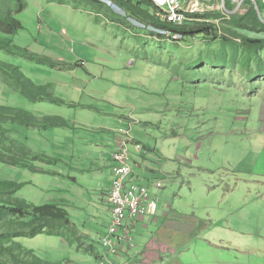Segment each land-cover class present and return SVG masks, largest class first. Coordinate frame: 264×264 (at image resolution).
Instances as JSON below:
<instances>
[{
  "label": "rangeland",
  "instance_id": "rangeland-1",
  "mask_svg": "<svg viewBox=\"0 0 264 264\" xmlns=\"http://www.w3.org/2000/svg\"><path fill=\"white\" fill-rule=\"evenodd\" d=\"M62 1L67 5H61ZM189 1L193 9L200 10L194 14H204V10L221 12L223 18L214 19L215 24L220 25L218 34H224L221 20H230L232 14H245L252 8L256 11L257 21L264 25L261 0H232L235 2L232 11L227 9L225 0H200L203 4L198 3L199 0ZM24 4L25 9L18 19L25 29L14 37L16 45L75 67L71 70L52 68L34 59L2 53L0 58L20 66L37 85H50V94L63 100L64 104L49 100L32 104L1 75L0 103L30 110L38 116H65L71 126L77 120L79 129L75 124L76 131L50 130L41 139L38 130L11 125L12 137L22 140L36 152L41 149L57 159L56 163H44L50 170L53 166L58 174L40 175L44 168L37 174L26 168L0 167V177L30 183L18 196L36 205L59 203L63 206L62 203L68 201L64 206L71 215L72 228L77 229L79 243L74 244L69 232L56 237L48 235V231L37 238L17 241L51 263L98 264L99 260H95L97 252L116 255L122 242L126 250H132L142 238H152L151 232L156 231V226H151L149 231L142 230L134 237V226L139 220L135 219L112 234L116 237L121 232L115 249L114 245L104 243L110 236L107 230L109 232L115 224L110 191L120 177V164L114 158L121 145L120 140L101 142L106 133V124L102 123L107 122L110 126L114 122L110 115L125 117L128 114L127 123L116 120L132 139L121 166L130 169L128 184L149 189L148 203L157 205L158 215L165 212L160 203L164 196L153 194L151 186L164 191L173 183L131 178L137 165L141 169L150 165L164 175H180L181 181L192 180L193 187L183 189L185 192L177 197L175 208H179V201L185 199L186 212L193 209L200 220L207 221L205 210L208 205H213L214 211L227 203L246 205L234 207L232 219L237 222L234 229L226 223L218 224L214 229L210 228V222L193 226L189 239L192 237L195 244L187 243L185 250L192 251L200 264H214L213 256L223 249L235 250L228 255L234 254L232 258L238 262L249 259L248 264H263L264 78L252 81L255 76H249V72L255 70L257 59L250 57L252 60L248 61L249 54L238 47L241 39H235V46L228 45L223 49L221 43L202 38L192 40L191 44L145 38L136 33L140 30L133 31L132 24L109 21L96 14L95 9L99 7L94 8V4L81 0H24ZM162 9L163 15H168L170 10ZM181 21L188 22V19L181 17ZM239 34L251 36L247 32ZM259 54L264 59V49ZM75 80L82 88L79 93L74 90ZM102 91L106 94L101 95ZM138 120L147 124L139 125ZM132 123L131 130L128 125ZM119 129L114 132L116 135ZM60 140L65 141V150L57 145ZM82 141L99 144L103 150L98 153L95 147L81 145ZM142 143L148 150L150 147V156H154L156 162L162 161L160 164L137 158V153H143ZM110 158L114 165L113 177L105 170L103 176L97 178L92 170L95 160H101L103 166L104 162L110 164ZM138 172L141 174L142 170ZM155 178L161 179V175H155ZM109 184V191L104 196L108 198L110 219L97 207L86 206L83 210L81 200L92 199L98 204V194L94 195V192ZM176 193L173 191L171 197ZM116 203L121 202L117 200ZM249 209L255 211L252 217L248 215ZM154 216L156 214L149 219ZM128 238L133 241H127ZM236 248H250L254 255ZM137 252L132 251V254ZM112 257L109 263L115 264ZM178 258L185 263L184 257Z\"/></svg>",
  "mask_w": 264,
  "mask_h": 264
},
{
  "label": "trees",
  "instance_id": "trees-1",
  "mask_svg": "<svg viewBox=\"0 0 264 264\" xmlns=\"http://www.w3.org/2000/svg\"><path fill=\"white\" fill-rule=\"evenodd\" d=\"M81 1L94 4V8L96 6L99 7L95 9L96 14L105 16L109 21L116 20L125 25L132 24L133 31L134 29L140 30L135 32L145 38L169 39L188 44H191L192 40L202 38L211 40L214 43H221L223 49L228 45L235 46V39L240 38V46H237L246 54H249V57H247L248 61H251L253 57L257 59L255 70H251L252 72H249V76H255L252 81L258 77L264 78V59L259 54V51L264 49V25L257 21L254 8L245 14H232L230 20H221L224 34H218L220 25L209 24L204 20L223 18L220 11L204 14L184 13L188 22L179 26L168 22L163 16L164 9L160 8L153 0ZM225 2L229 11L235 8L232 0H225ZM60 4L66 3L62 1ZM24 9V0H0V33L2 35L0 36V55L5 53L7 55L34 59L52 68L65 67L67 70H71L72 67H75V65H71L66 61L62 62L16 45L14 37H17L25 29L23 22L18 19ZM116 26L123 28L119 24ZM240 32H247L251 36H242L239 34ZM175 35H180L178 40L174 38ZM76 66L82 67L79 64ZM0 75L32 104L41 103L44 100L64 104L63 100L50 94V85H37L33 79L25 75L20 66L9 63L2 58H0ZM74 83L78 84L79 82L75 80ZM11 125L38 130L43 133L60 128L70 129L73 127L70 120L57 115L38 116L30 110L0 103L1 169L16 167L23 170L26 168L40 174V170L44 168L45 170L40 175L46 173L57 175L56 170L52 169L53 166L50 170L48 168L49 165L45 164L56 163L57 159H54L47 152H36L22 140L12 137ZM118 139L120 140L121 137ZM38 163L43 165V167H40ZM29 185L30 183L28 182L0 177V263L61 264V262L51 263L41 257L39 258L34 250L26 248L17 241V239L37 238L48 231V235L56 237H63L65 232H69L73 236L71 240L74 244L79 243L77 229L72 228L71 215L64 206L68 201L62 203L63 206L59 205V203L45 205L31 203L27 199L18 196V193Z\"/></svg>",
  "mask_w": 264,
  "mask_h": 264
},
{
  "label": "crops",
  "instance_id": "crops-1",
  "mask_svg": "<svg viewBox=\"0 0 264 264\" xmlns=\"http://www.w3.org/2000/svg\"><path fill=\"white\" fill-rule=\"evenodd\" d=\"M76 89L75 92L79 93L80 91H82V88L78 85V84H74ZM106 94V91H102L101 95ZM65 117V116H63ZM111 120H113L114 122L109 126V123H102V124H106V133L103 135V139H102V143L105 144L106 143H112L115 142L114 140H116L118 142V138L122 137L121 136V129L122 127H120L117 123V119H120L124 122L127 123V119L128 118V114L125 115V117H121L118 115H110ZM116 117V119H115ZM66 118V117H65ZM67 119V118H66ZM147 120H149V118H147ZM75 123L73 124V127H71L70 129H64V130H60V129H54L56 131H62L64 133H66L65 131H76L77 129H79V125L77 124V120H74ZM73 121V122H74ZM129 121V120H128ZM142 121V120H141ZM139 121L140 123L139 125H142V123L147 124L144 121ZM148 122V121H147ZM76 124V128L74 127ZM149 125V124H148ZM129 126V125H128ZM93 127V126H92ZM118 128H120V131H117V135L114 133ZM129 129V127H127ZM29 130V129H27ZM125 130V129H124ZM50 131V130H49ZM46 131V132H49ZM104 132V131H102ZM45 132H39V137L42 139L45 137ZM101 132H98V134ZM120 133V134H119ZM132 134V133H131ZM27 138L29 139V137L27 136ZM137 142H139L137 139H135ZM76 143V141H75ZM140 143V142H139ZM57 145L59 147H62L63 150H65L66 144L65 141L62 142L60 140V142L57 143ZM81 145L83 146H90V147H95L96 151L98 153H101L103 148H101V145L99 144H91L89 143V141H82ZM144 148L143 153H137V158H142V160H145L146 162H151L154 164L157 163H161L162 161H158L156 162V159L154 156H150L151 154L149 153V150L144 146L145 144L142 143L141 144ZM104 145H102L103 147ZM44 147V146H42ZM46 148V147H45ZM107 148V147H106ZM39 151H42L41 149H39ZM82 152V151H80ZM56 152H54L55 154ZM154 155V154H153ZM75 156H72V158H74ZM150 157V158H148ZM154 158V159H153ZM104 162V161H103ZM110 164L108 162H104V165L102 166V162L101 160H95L94 164H93V172L97 174V178H100V176H103V172L105 170H107L109 172V174L113 177V169H114V165L112 163V158H110L109 160ZM138 170H142L141 174L138 172ZM161 175V179H156L155 175ZM178 176L180 175H164L162 174V172L158 169V168H152L150 165L147 166L146 169H141L138 165L136 166V170L134 169L133 175L131 176V178L134 179H138V181H142L144 179L151 181L152 183H156L159 182L160 180L162 182H167L168 184L173 183V186L169 185L165 188L164 191H161L157 188H155V186L152 187V191L153 194L155 195H163V199L160 203H163V209L165 208V212L161 213L160 215H158V211L156 216L152 217V219H149V217L145 216L142 217L138 220L137 222V227L134 226L135 232H134V237H136L137 235L141 234V231H149L151 226H156V231L151 232L152 234V238H142V240L138 243V245H136L137 247L135 249L132 250H126L125 247V243H123L121 245V247L118 250V253L116 255H112L113 257V262L115 264H200L199 260L196 258L195 254L186 249V244H191L192 246L195 244V241L192 239H189L190 237V233H191V229L193 226H196L199 222L201 223H206V222H210V228L214 229L218 224H222V223H226L229 226H233V229L235 227H237L235 224L237 222L233 221L232 219V214H233V209L234 207L236 208H243L246 207V205H241V204H234V203H227L224 206L220 207L217 211H214V206L213 205H208L206 210H205V220H200L199 216L196 213H193V209H191L189 211V213L186 212L185 208L183 207V203L185 204V199H182V201H179V208H175L176 206V202H177V197L180 198L181 197V193L185 192L183 189L184 188H191L193 187L194 183L191 182L192 180L188 181V180H184L181 181ZM112 180V179H111ZM131 180V179H130ZM159 180V181H158ZM77 183V182H76ZM111 184V182H110ZM110 184L108 187H100L99 190H96L94 192V195L98 194V199H99V203L95 204V202L92 201V199H88V200H81L83 203L82 205H80L83 210L84 207L86 206H94L99 208L101 211H104L105 216L108 218V220L110 219V211L108 209L107 203H108V198L106 196H104V194L108 193L109 188H110ZM175 191L177 192L174 196L171 197L172 192ZM225 198V195L223 196ZM64 199H69L72 201L71 198H67L64 197ZM226 200V199H224ZM66 201V200H65ZM85 204V205H84ZM109 204V203H108ZM256 206V204H255ZM159 209V208H158ZM241 210V209H240ZM255 211L249 209L248 215L249 217H252L253 213ZM241 213V211H240ZM239 213V214H240ZM147 217V218H146ZM142 221V222H141ZM130 223V222H129ZM105 228V227H103ZM138 228V229H137ZM207 228V227H206ZM232 229V230H233ZM108 233V230H107ZM106 233V235H107ZM120 236H121V232L118 234V236H116L114 239H118L117 243H119L120 241ZM145 249L144 251L142 249ZM238 251H244L246 253L251 254L252 256L254 255V253L252 252V249L250 248H244V249H238L236 248ZM137 250L138 252L135 254H132V251ZM107 252H110L108 250V248H106ZM235 250L232 249H223L221 252H218L217 256H213V263L214 264H248L249 263V259L245 260V261H236L235 259H233L232 257H234L235 255H228L229 253L233 252ZM102 252H105V250H103ZM206 252H204L202 254V256L205 254ZM110 253H109V258H110ZM115 256H116V260L115 261ZM178 256L184 257L185 258V263H182ZM230 257V259L228 258ZM95 258V257H94ZM102 259H107L106 261H109L108 259V254L102 256L100 253H96V258L95 260H101ZM232 258V259H231ZM256 258V261H258V258ZM203 262V261H202ZM264 264V263H263Z\"/></svg>",
  "mask_w": 264,
  "mask_h": 264
},
{
  "label": "built area",
  "instance_id": "built-area-1",
  "mask_svg": "<svg viewBox=\"0 0 264 264\" xmlns=\"http://www.w3.org/2000/svg\"><path fill=\"white\" fill-rule=\"evenodd\" d=\"M198 3L203 4L200 0L198 1ZM261 3L264 7V0H261ZM156 4L161 8L169 9L171 11V14L164 15V18L168 22L177 24L179 26L185 24V22H182L181 19H179V17H186L184 13L194 14L200 11L193 9V4L189 0H160ZM259 10L260 9L258 8V12ZM208 11L209 10H204V13ZM174 38L178 40L179 36L175 35ZM122 132L126 136H123L120 139L119 144L121 145V149L118 151V155L114 158L115 162L117 164H120V177L114 182L110 191L111 199L114 202L112 214L114 216L115 221L114 226H111L110 231L108 232L111 238H113L111 231L117 232L125 228L126 224L129 221L144 217L143 214L146 213L145 211L147 209L149 211H154V214H156L158 209L155 203H148L150 194L148 192L149 189L147 187H133L127 183L128 175L130 174V169L121 166V164L125 159V152L128 151L127 146L131 138L128 136L129 133H126V131L123 130ZM117 200H120L121 203H116ZM148 204H155L156 207L153 208ZM111 238L108 237L107 239H104V243L106 246L116 245L118 239L112 240ZM127 241H133V239L128 238ZM100 264L106 263L102 262Z\"/></svg>",
  "mask_w": 264,
  "mask_h": 264
},
{
  "label": "bare ground",
  "instance_id": "bare-ground-1",
  "mask_svg": "<svg viewBox=\"0 0 264 264\" xmlns=\"http://www.w3.org/2000/svg\"><path fill=\"white\" fill-rule=\"evenodd\" d=\"M154 1L159 2L160 0H154ZM234 3H235V2H234ZM212 7H214V6H212ZM169 14H171V11L168 12V15H169ZM164 15H165V14H164ZM164 15H163V16H164ZM177 18H178V17H177ZM179 19H181V17H179ZM204 21H205L206 23H209V24H215V23H216V20H204ZM184 22H186V21H184ZM160 183H161V182H160ZM145 187H146V186H145ZM151 187H153V186H151ZM148 205H150V206L153 207V208L156 207L155 204H148ZM145 212H146V213H144L143 216H144L145 214L147 215V217H149L148 215H150V216H151V215H152V216L155 215V214H154V211H149L148 209H147ZM146 215H145V216H146ZM139 219H140V218H139ZM140 220H141V219H140ZM135 221H136V220H135ZM135 221H134V222H135ZM132 222H133V221H132ZM132 222H131V223H132ZM141 222H142V221H141ZM136 227H137V226H136ZM130 228H131V227H130ZM137 229H138V228H137ZM128 230H129V229H128ZM128 230H127V231H128ZM132 230H133V229H132ZM111 233H112V234H116L115 231H111ZM125 233H126V232H125ZM128 233H129V232H128ZM133 233H134V232H133ZM109 235H110V234H109ZM131 235H132V234H131ZM116 236H117V235H116ZM120 237H121V236H120ZM107 238H108V237H107ZM107 238H106V239H107ZM109 238H111V236H109ZM114 238H115V237L113 236V238H111V239L114 240ZM122 239H123V238H122ZM131 239H132V238H131ZM122 243H124V242H122ZM116 244H117V242H116ZM115 246H116V245H114L113 249H115ZM120 246H121V245H120ZM129 249H130V248H129ZM114 254H115V253H114ZM116 256H117V255H116ZM101 259H102V258H101ZM105 259H106V258H105ZM106 260H107V259H106ZM102 262H103V263H106V264H110L109 261H102V260H99V261H98V264H100V263H102Z\"/></svg>",
  "mask_w": 264,
  "mask_h": 264
},
{
  "label": "clouds",
  "instance_id": "clouds-1",
  "mask_svg": "<svg viewBox=\"0 0 264 264\" xmlns=\"http://www.w3.org/2000/svg\"><path fill=\"white\" fill-rule=\"evenodd\" d=\"M133 121H134V120H133ZM137 123H139V122H137ZM132 125H133V123L130 124L129 127H130V126L132 127ZM131 130H132V129H131ZM123 131H124V130H123ZM121 134H123V136H126V135L122 132V130H121ZM123 136H122V137H123ZM131 140H132V139H131ZM140 149L143 150L144 148H140ZM156 214H157V212H156ZM134 241H135V240H134ZM97 253H98V252H97ZM110 255L112 256L113 254L110 253ZM102 256H104V255H102ZM115 257H116V256H115ZM108 259H109V254H108Z\"/></svg>",
  "mask_w": 264,
  "mask_h": 264
}]
</instances>
